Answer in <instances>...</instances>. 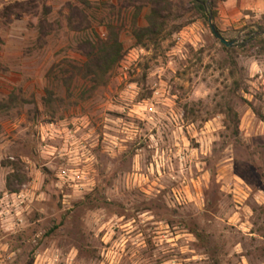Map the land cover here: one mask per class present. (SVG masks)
<instances>
[{
    "label": "rangeland",
    "instance_id": "rangeland-1",
    "mask_svg": "<svg viewBox=\"0 0 264 264\" xmlns=\"http://www.w3.org/2000/svg\"><path fill=\"white\" fill-rule=\"evenodd\" d=\"M170 1L145 49L125 0H0V264H264V0ZM112 6L123 56L79 73Z\"/></svg>",
    "mask_w": 264,
    "mask_h": 264
},
{
    "label": "trees",
    "instance_id": "trees-1",
    "mask_svg": "<svg viewBox=\"0 0 264 264\" xmlns=\"http://www.w3.org/2000/svg\"><path fill=\"white\" fill-rule=\"evenodd\" d=\"M119 1V0H118ZM127 6H133V12L130 16V32L134 37L136 43L141 47L148 49L151 44H154L159 36L163 37L166 27L170 21L169 15L164 13V10L171 5L170 0H125ZM192 5L197 7V10L201 11L206 8V0H188ZM147 7V11L144 14V25H137V19L142 13L143 9ZM109 12L111 14L107 21L104 18L101 20V24L105 26L104 36L101 37L100 34L93 28L91 34L85 35L83 41H80L79 46L84 47L82 50L85 60L81 67L77 64H72L68 60V65L77 69L79 73H84V75L92 74L97 76L99 73L104 74L110 69L112 65L119 62L123 56V44L119 37V26L117 21L121 19L120 8ZM126 12V11H124ZM123 13V12H122ZM115 16V20L113 19ZM213 16L215 14L213 13ZM94 19L95 18L94 16ZM70 21V20H69ZM68 21V22H69ZM89 19H87L88 23ZM252 40L256 39L254 36L250 38ZM263 43V39H262ZM224 50L231 49L223 46ZM69 71V70H68ZM71 72V71H69ZM17 170V166L13 168V171ZM11 172L6 178V190L9 192H14L16 189L12 186L11 177L14 175ZM24 180L21 178L20 183Z\"/></svg>",
    "mask_w": 264,
    "mask_h": 264
},
{
    "label": "built area",
    "instance_id": "built-area-1",
    "mask_svg": "<svg viewBox=\"0 0 264 264\" xmlns=\"http://www.w3.org/2000/svg\"><path fill=\"white\" fill-rule=\"evenodd\" d=\"M54 125H55V123L52 122V121H50V122H44V125L41 126V131H40V139H41V142H40V146H41V150L42 151L47 150L46 147L50 146V145H48L49 144V141H50L49 139H52L53 136L50 135L51 132L49 130L52 129L54 127ZM67 147H70L69 149L77 150V148L82 149L83 147H85V145L82 144V143H77L75 141H71L70 142V145L67 146ZM67 147H66V149H67ZM47 152L50 153L49 155H53L54 154V152H49V151H47ZM73 172H74V170L60 169L59 176L62 177V178H65V179L66 178L73 179V177H72V173ZM74 173H75L74 175H76V178H79L80 177L78 174H76V172H74ZM10 195L11 196H20V193L13 192ZM1 206H2V199L0 200V207Z\"/></svg>",
    "mask_w": 264,
    "mask_h": 264
},
{
    "label": "water",
    "instance_id": "water-1",
    "mask_svg": "<svg viewBox=\"0 0 264 264\" xmlns=\"http://www.w3.org/2000/svg\"><path fill=\"white\" fill-rule=\"evenodd\" d=\"M207 20L209 22V26H210V30L212 31V33L214 34V36L225 46H231L233 43V40H226L224 37H222V35L220 34V32L218 31V29L215 27L214 23L211 21V16L208 15ZM264 33V31H263Z\"/></svg>",
    "mask_w": 264,
    "mask_h": 264
}]
</instances>
